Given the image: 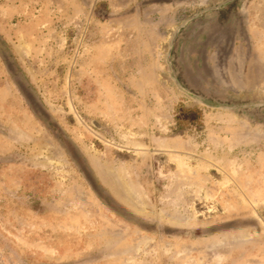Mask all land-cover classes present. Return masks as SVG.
<instances>
[{
    "label": "rangeland",
    "instance_id": "obj_1",
    "mask_svg": "<svg viewBox=\"0 0 264 264\" xmlns=\"http://www.w3.org/2000/svg\"><path fill=\"white\" fill-rule=\"evenodd\" d=\"M0 0V264H264V0Z\"/></svg>",
    "mask_w": 264,
    "mask_h": 264
},
{
    "label": "water",
    "instance_id": "obj_2",
    "mask_svg": "<svg viewBox=\"0 0 264 264\" xmlns=\"http://www.w3.org/2000/svg\"><path fill=\"white\" fill-rule=\"evenodd\" d=\"M233 0H224L220 2L217 6L220 8L222 5L226 3H230ZM209 10V8L202 9L201 11H198L197 13L193 14L191 17L183 20L180 25L175 29V31L172 34V37L169 40V46L168 51L166 53V64L168 65V73L171 74V79L176 85V88L181 91L182 93L188 95L195 103L206 106L208 108L213 109H219V110H227V111H236L240 108H261L264 107V101H256V102H250V103H242V104H232L227 102H217V101H211L199 94H196L192 92L190 89L184 87L177 78L173 75V68L170 61V54L175 42V38L179 30L183 27H185L188 23H190L194 19H198L200 16H202L204 13H206Z\"/></svg>",
    "mask_w": 264,
    "mask_h": 264
}]
</instances>
